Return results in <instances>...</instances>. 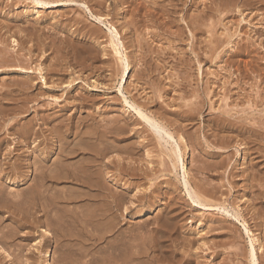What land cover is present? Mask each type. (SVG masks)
I'll return each mask as SVG.
<instances>
[{"label":"rangeland","instance_id":"obj_1","mask_svg":"<svg viewBox=\"0 0 264 264\" xmlns=\"http://www.w3.org/2000/svg\"><path fill=\"white\" fill-rule=\"evenodd\" d=\"M53 1L42 5L35 0H0V92L15 89L9 97L0 95V110L6 113L0 119V201L6 205L5 198L17 200V209L10 203V210L0 209V234L16 231L11 243L0 242V264H65L66 257V264H92L95 244L70 227L82 211L98 209L97 204L85 208L86 187L64 177L51 184L50 192L62 190L69 197L49 206L52 213L62 208L69 236L57 237L61 227L54 217L49 225L37 226L29 215L35 211L28 207L37 181L34 168L42 162L53 168L58 159L81 166L74 171L84 176L86 164H94L89 169L97 174L86 180H99L122 204L112 235L126 232L137 241L141 237L142 244L153 242L155 251L148 253L160 258L159 263L181 264L189 256L185 264H251V237L256 263L264 264V0ZM110 26L124 44L126 73L109 45ZM131 104L150 114L151 122ZM152 120L163 122L162 130L167 128L169 135L155 130ZM29 123L40 135L14 149L10 136L16 139ZM157 131L164 136L158 137ZM73 145L79 147L77 152L64 154ZM103 148L107 151L102 159L95 158ZM111 160L113 164H107ZM15 161L23 162L20 170L28 175L22 184L8 171ZM184 178L194 191L191 197ZM198 193L209 203L200 199L205 207ZM42 227L57 238L45 240ZM80 237L86 251L67 248L74 241L80 246Z\"/></svg>","mask_w":264,"mask_h":264},{"label":"bare ground","instance_id":"obj_2","mask_svg":"<svg viewBox=\"0 0 264 264\" xmlns=\"http://www.w3.org/2000/svg\"><path fill=\"white\" fill-rule=\"evenodd\" d=\"M36 2H37V4L39 3V4H42V5H48V4H50V3H54V1L52 0V2L51 1H46V0H35ZM58 1V0H57ZM68 1V0H67ZM70 1V0H69ZM151 1V0H150ZM216 1V0H215ZM228 1V0H227ZM226 1V2H227ZM234 1V0H233ZM76 2V1H75ZM172 2V1H171ZM229 2V1H228ZM241 2V1H240ZM52 3V4H53ZM56 3H58V2H56ZM131 3V2H130ZM197 3V2H196ZM219 3V2H218ZM169 4V3H168ZM254 4V3H253ZM175 5V4H174ZM216 5V4H215ZM226 5V4H225ZM176 6V5H175ZM221 6V5H220ZM224 6V5H223ZM173 7V6H172ZM177 7V6H176ZM190 7V6H189ZM212 7V6H211ZM207 8V7H206ZM226 8V7H225ZM173 9V8H172ZM218 9V8H217ZM220 9H221V7H220ZM86 10H87V6H86ZM88 10H90V9H88ZM219 10V9H218ZM99 12V11H98ZM203 12V11H202ZM91 13V12H90ZM91 15H92V17H94L98 22L99 21H101L102 22V18H101V16L100 15H93L92 13H91ZM191 16V15H190ZM198 16H199V14H198ZM202 16V15H201ZM208 17V16H207ZM105 18V17H104ZM198 18V17H197ZM205 18V17H204ZM203 18V19H204ZM195 19V18H194ZM199 19V18H198ZM198 19H197V22H198ZM201 19V18H200ZM210 19V18H209ZM177 21V20H176ZM200 21V20H199ZM206 21V20H205ZM195 22V21H194ZM127 23V22H126ZM192 23V22H191ZM199 24V23H198ZM110 25V24H109ZM206 25H208V24H206ZM198 26V25H197ZM113 27V28H112ZM110 26V27H108V29L110 30V34L111 33H113V35L111 34L110 36H111V38H110V44L109 45H111V47H112V49H113V51H114V53L116 54V55H118L119 56V61H120V65H122V70H123V73H126L127 72V70H128V65H129V62L127 61V56H126V54L122 51V48L124 47V44H122L123 42L121 41V39H119L120 37L118 36V30H116L115 28H114V26ZM200 27V26H199ZM195 28H197V27H195ZM26 31V30H25ZM28 31V30H27ZM197 31V30H196ZM8 32V31H7ZM211 33V32H210ZM19 34V33H18ZM50 35V34H49ZM123 35V34H122ZM193 35V34H192ZM211 36V35H210ZM55 39V38H54ZM59 39V38H58ZM53 41V40H52ZM226 41V40H225ZM70 42V41H69ZM129 42V41H128ZM61 44V43H60ZM57 46V45H56ZM213 47V46H212ZM200 48V47H199ZM198 48V49H199ZM91 49V48H90ZM125 49V48H124ZM211 49V48H210ZM8 50V49H7ZM200 50V49H199ZM214 50V49H213ZM246 52V51H245ZM4 53V52H3ZM73 53V52H72ZM89 54V53H88ZM193 54V53H192ZM11 55V54H10ZM55 55V54H54ZM1 56V55H0ZM56 56V55H55ZM58 56V55H57ZM90 56V55H89ZM8 57V56H7ZM23 57V56H22ZM96 57V56H95ZM55 58V57H54ZM7 59V58H6ZM3 60H5V59H3ZM211 60V59H210ZM1 61V60H0ZM18 62V61H17ZM11 63V62H10ZM22 64V63H21ZM20 64V65H21ZM7 65V64H6ZM179 65V64H178ZM198 65V64H197ZM49 66V65H48ZM59 66V65H58ZM71 66V65H70ZM49 68V67H48ZM57 68V67H56ZM61 68V67H60ZM20 69H24V68H20ZM184 69V68H183ZM25 70H27V69H25ZM51 70V69H50ZM54 69L52 68V71H53ZM192 70V69H191ZM21 71V70H20ZM24 71V70H23ZM28 71V70H27ZM52 73V72H51ZM122 73V72H121ZM122 73V74H123ZM179 73H181V71H179ZM124 75V74H123ZM126 75V74H125ZM29 77V76H28ZM27 77V78H28ZM122 77V76H121ZM25 78V77H24ZM30 78V77H29ZM42 78H44V77H42ZM20 79V78H19ZM122 79V78H121ZM50 80V79H49ZM23 81H24V79H23ZM25 82V81H24ZM29 82H30V80H29ZM204 82V81H203ZM13 83V82H12ZM28 83V82H27ZM249 84V83H248ZM14 85H16V84H14ZM30 86V85H29ZM59 86V85H58ZM31 87V86H30ZM19 88H20V86H19ZM28 88V87H27ZM4 89H6V88H4ZM21 89V88H20ZM30 89V88H29ZM13 90H15V89H13ZM12 89H6L5 91H3V92H0V95L2 96L1 98H6L7 96L9 97V95H11V94H13L14 93V91H13ZM24 90H26V89H24ZM206 90V89H205ZM13 91V92H12ZM18 91V90H17ZM28 91V90H27ZM192 91V90H191ZM258 91V90H257ZM16 93V92H15ZM26 94V93H25ZM181 94V93H180ZM193 95H195V94H193ZM206 95V94H205ZM208 95V94H207ZM218 95H219V93H218ZM21 96H23V94L21 95ZM27 95H25V97H26ZM30 96V95H29ZM15 97V96H14ZM28 97V96H27ZM78 97V96H77ZM0 98V99H1ZM22 98V97H21ZM29 98H31V97H29ZM34 98H35V95H34ZM13 99V98H12ZM16 99H18V98H16ZM22 99H24V98H22ZM21 99V100H22ZM3 100V99H2ZM10 100V99H9ZM37 100V99H36ZM125 102H128V100L126 99V97H125ZM16 101V100H15ZM32 102H33V100H32ZM1 103V102H0ZM17 103V102H16ZM20 103H22V102H20ZM211 103V102H210ZM12 104V103H11ZM27 104V103H26ZM30 104V103H29ZM134 104V103H133ZM133 104H131V107H134L135 109H136V111L138 112V114L139 115H141L140 117H143V118H145L146 119V122H151V119L152 118H150V114L147 116V115H145L146 113H142L141 111H140V109H137ZM5 105V104H4ZM10 105V104H9ZM180 105V104H179ZM27 106V105H26ZM11 107V106H10ZM9 107V108H10ZM30 108V107H29ZM34 108V107H33ZM133 108V109H134ZM212 108V107H211ZM234 108V107H233ZM17 109V108H16ZM20 109V108H19ZM25 109V108H24ZM194 109H195V107H194ZM5 110H7L8 111V109H5ZM34 110V109H33ZM217 110V109H216ZM220 110V109H219ZM22 111V110H21ZM5 112V111H4ZM3 111H1L0 110V119L1 118H3L4 116H3V113H4ZM13 112V111H12ZM20 112V111H19ZM56 112V111H55ZM232 112V111H231ZM6 113H4V115H5ZM167 114V113H166ZM55 115V114H54ZM53 115V116H54ZM196 115V114H195ZM215 115V114H214ZM262 115V114H261ZM13 116V115H12ZM39 116H40V114H39ZM52 116V117H53ZM6 117V116H5ZM47 117V116H46ZM14 118V117H13ZM40 118H42V117H40ZM154 118V117H153ZM251 118V117H250ZM5 118H3V120H4ZM111 120H112V118H111ZM110 120V121H111ZM114 120V119H113ZM159 120V119H158ZM13 121V120H12ZM114 121H116V120H114ZM152 121H154L153 123H154V126H155V130H157V129H161L162 130V128L164 127L163 126V122H161L160 123V125L158 124L159 123V121H158V123L157 122H155V120H152ZM228 121V120H227ZM250 121V120H249ZM37 122V121H36ZM43 122V121H42ZM58 122V121H57ZM108 122V121H107ZM22 123V122H21ZM31 123H32V121H31ZM99 123V122H98ZM184 123V122H183ZM15 124V123H14ZM54 124V123H53ZM63 124V123H62ZM100 124V123H99ZM114 124H116V123H114ZM151 124V123H150ZM149 124V125H150ZM7 126L8 125V123L7 124H4V126ZM37 125V124H36ZM50 125V124H49ZM104 125V124H103ZM147 125V124H146ZM151 125H153V124H151ZM234 125V124H233ZM1 126V125H0ZM21 126V125H20ZM23 126V125H22ZM58 126V125H57ZM61 126V125H60ZM251 126V125H250ZM2 127V126H1ZM8 127V126H7ZM11 128H13V129H15L16 131L18 130V128L16 129V127L15 126H10ZM51 127V126H50ZM150 127V126H149ZM153 127V126H152ZM241 127V126H240ZM260 127V126H259ZM54 128V127H53ZM100 128V127H99ZM104 128V127H103ZM122 128V127H121ZM157 128V129H156ZM236 128V127H235ZM255 128V127H254ZM257 128V127H256ZM1 129V128H0ZM4 129V128H3ZM96 129H98V128H96ZM119 129V128H118ZM151 129H153L154 130V127L153 128H151ZM164 129V128H163ZM216 129V128H215ZM226 129V128H225ZM5 130H6V128H5ZM53 130V129H52ZM59 130H60V127H59ZM161 130H158V131H160L161 132ZM166 130H167V128H166ZM166 130H162V132L163 133H166ZM187 130V129H186ZM12 131V130H11ZM38 131V129L37 128H35V127H33V126H31L30 125V123H29V125H27V126H24V127H22V128H20L19 129V131H18V137H16V139H15V136H10V138L11 139H13V143L15 144V146L13 147L14 149L16 148V149H18L17 147H19L20 145H22V144H24V143H28L27 141H29V139L32 137L33 139H34V137H36L37 136V134H39L40 135V133L41 132H37ZM39 131H41L40 129H39ZM46 131V130H45ZM129 131V130H128ZM158 131L157 132H155V133H157L156 135H158V134H160V132L158 133ZM168 131L169 130H167V133L165 134V135H169V133H170V131H169V133H168ZM80 132V131H79ZM113 132V131H112ZM181 132V131H180ZM254 132V131H253ZM54 133V132H53ZM117 133V132H116ZM245 133V132H244ZM251 133V132H250ZM258 133H259V131H258ZM57 134H58V132H57ZM99 135V134H98ZM111 135H113V134H111ZM118 135V134H117ZM160 135H162V137L164 136L163 134H160ZM160 135H158V137H160ZM167 135V136H168ZM172 135V134H171ZM171 135H170V137H171ZM43 136V135H42ZM56 136V135H55ZM154 136V135H153ZM4 137H5V135H4ZM59 137V136H58ZM63 137V136H62ZM61 137V138H62ZM161 137V138H162ZM166 137V136H165ZM174 137V136H173ZM173 137H171V138H173ZM188 137V136H187ZM249 138H250V136H248ZM9 138V139H10ZM42 138V137H41ZM43 138H45V137H43ZM64 138V137H63ZM100 138V137H99ZM161 138H157V139H159V141H162L161 140ZM180 138V137H179ZM253 137H251V141H257L256 140V137H255V139L253 138ZM165 139L166 138H164V140L163 141H165ZM174 139V138H173ZM240 139V138H239ZM35 140H38V139H35ZM40 140V139H39ZM57 140V139H56ZM63 140V139H62ZM86 140V139H85ZM249 140V141H250ZM263 140V139H262ZM0 141H1V139H0ZM6 141V140H5ZM33 141V140H32ZM58 141V140H57ZM123 141V140H122ZM64 142V141H63ZM11 143V142H10ZM40 143V142H39ZM112 143V142H111ZM252 143H255V142H252ZM258 143V142H257ZM58 144H60V143H58ZM114 144V143H113ZM1 145V144H0ZM63 145V144H62ZM248 145H249V143H248ZM12 146V145H11ZM54 146V145H53ZM85 146V145H84ZM88 146V145H87ZM178 146V145H177ZM6 147V146H5ZM9 147V146H8ZM26 147V146H25ZM58 147V146H57ZM64 147H66V146H64ZM86 147V146H85ZM109 147V146H108ZM264 147V146H263ZM10 148H12V147H9V151H7L6 149H4V150H6L7 152H9V153H11L12 152V150H10ZM22 148V147H21ZM96 148V147H95ZM94 148V149H95ZM121 148V147H120ZM251 148V147H250ZM249 148V149H250ZM60 149V148H59ZM77 149H79V147H74V145H73V147H72V149L71 150H68V151H66L65 149V152H67V153H64V154H69V153H74V152H77ZM98 149V148H97ZM255 149H257V147L255 148ZM2 150V149H1ZM34 150V149H33ZM123 150V149H122ZM171 150V149H170ZM173 150V149H172ZM15 151V150H14ZM59 151V150H58ZM100 152L99 153H97L96 155L97 156H95V158H98V157H101L100 159H102V157H103V155H105L104 153H105V151H107V150H105L104 148L102 149V150H99ZM125 151V150H124ZM258 151V150H257ZM61 152V151H60ZM93 152V151H92ZM96 152V151H95ZM98 152V151H97ZM175 152V151H174ZM174 152H173V155H174ZM264 152V151H263ZM4 154H5V151L3 152ZM108 153V152H107ZM123 153H125V152H123ZM169 153H171V152H169ZM261 153V152H260ZM8 154V153H7ZM12 154V153H11ZM59 154V153H58ZM64 154H62L63 156H64V158H65V155ZM132 154V153H131ZM148 154V153H147ZM161 154V153H160ZM254 154V153H253ZM264 154V153H263ZM34 155V154H33ZM70 155V154H69ZM122 155V154H121ZM168 155H170V156H172L171 154H168ZM176 155V154H175ZM177 155H179V154H177ZM177 155H176V160L177 159H179V158H177ZM4 156V155H3ZM68 156V155H67ZM67 156H66V158H67ZM83 156V155H82ZM108 156V155H107ZM106 156V157H107ZM110 156V155H109ZM131 156V155H130ZM151 156V155H150ZM7 157V156H6ZM9 157V156H8ZM34 157V156H33ZM73 157V156H72ZM128 157V156H127ZM252 157V156H251ZM254 157V156H253ZM0 158H1V155H0ZM18 158V157H17ZM63 158V159H64ZM171 158H173L172 160H174L175 159V157H171ZM201 158V157H200ZM37 159H39V158H37ZM47 159V158H46ZM58 159V158H57ZM62 159V158H61ZM69 159V158H68ZM81 159H83V158H81ZM88 159V158H87ZM34 160H35V158H34ZM55 160V159H54ZM131 160V159H130ZM176 160H175V162H176ZM180 160V159H179ZM198 160V159H197ZM112 161L113 160H111L109 163L107 162V164H111L112 163ZM171 161V160H170ZM9 162V161H8ZM11 162V161H10ZM35 162V161H34ZM39 162H41V161H39ZM54 162H56V161H54ZM89 162V161H88ZM105 162V161H104ZM175 162H173L174 164H175ZM1 163V162H0ZM15 164H11L12 166L10 167V169L8 170L9 171V173H12V174H15L16 176H17V178H20V179H18L16 182H19V183H23V182H26V179H27V177H28V175L27 174H24V172H22L21 170H20V166L21 165H19V163L18 164H16V161L14 162ZM23 163V162H22ZM22 163H20V164H22ZM31 163V162H30ZM45 162H42V164H40L39 166H37L38 168H34V171H36L37 173H36V175H35V178H36V182L33 184V187H32V192H31V196H30V202L28 201V203L30 204V206H28V207H30L31 209H33V210H38L39 212L37 213V214H35V211H32V213H31V211H29V213H31V214H29L28 212V214L30 215V217H32L33 219L32 220H34V222H33V224H35V225H37L38 226V224L39 225H42V226H44V225H49V219H51V217H54V219H56L57 220V222L56 223H58V225L61 227V229H60V231H58V235H57V237L59 238V236H62L63 238H64V236H66V235H68V234H70V233H66L65 234V228L67 227H65V224H64V221L62 220V217H61V215H60V213H59V209H60V211H61V207H58L57 206V210L56 211H54V213H52V211H51V205H53V206H56V204L58 203V204H60V202H62V201H64L63 199H66L67 198V196H66V198H65V195L63 194V191L61 190V191H57V189H56V191H55V193H52V192H50V189H52L53 187H51V184L53 183V182H56L57 180H59L60 178H62V177H64V179H68V178H71V180L70 181H74V182H76V183H79L82 187H86L87 188V190H88V192H86V190H85V192H83L82 193V195L84 196V199L86 200L85 201V208L87 207V205L88 206H92L93 205V207H95L96 206V204H97V206H96V209L97 210H95L94 208H93V210H95V212L92 210V216L91 217H89V215H91V213L89 214V213H87V212H84L83 213V209L81 210L82 211V216H81V214H79L80 215V217L78 218L77 216H75V217H77V218H74L73 217V221H72V224L71 225H73V226H70V227H72V228H75V229H77V231L79 232L78 233V235L80 234V233H83V235H85L87 238H89L91 241H92V245H94L95 244V250L92 252V256L94 257V258H92L93 259V261H92V264H161V263H159L160 261H159V259L155 256V255H151L150 253H148L149 252V250L150 251H155V244H152L153 242H151V243H146V242H144V243H146V245H144V243L142 244L141 242H139V241H141V240H139L138 239V241L136 240V237L137 236H135L134 234H126V232L125 231H123V232H125V233H122V232H120V233H118L117 235H112V234H114L113 232H114V229H115V226H116V222H115V217H116V215H118V210H120L121 209V203H120V199H117V197H115L113 194H111L110 193V191H109V187H106V186H104V184L102 185V184H99V180H98V183L97 182H93L92 180H91V178H89V179H87L86 180V177L85 176H89V177H92V174H93V169H89V168H91L92 166H94V164L93 163H87L86 165V167H84V168H86V169H84V172H83V174H85V176L84 175H82V173H80L79 171L76 173L74 170H76L77 169V167L75 166V164H74V166H73V164H71V162L69 163H65L64 161H62V160H59L58 159V161H57V163L55 164V163H53V164H55V168L53 167V168H51V167H48L47 165H46V163L44 164ZM106 163V162H105ZM117 163V162H116ZM173 163H171V165L173 164ZM196 163V162H195ZM113 164V163H112ZM117 164H120V162H118ZM174 164H173V166H174ZM206 164V163H205ZM38 165V164H37ZM80 165V164H79ZM195 165V164H194ZM210 165V164H209ZM25 166V165H24ZM33 166V165H32ZM82 166H83V164H82ZM164 166V165H163ZM173 166H172V168H173ZM206 166V165H205ZM1 167V166H0ZM7 167V166H6ZM23 166H21V168H22ZM81 167V166H80ZM79 167V168H80ZM175 167H176V165L174 166V169H175ZM2 168H4V167H2ZM79 168L77 169V170H79ZM108 168V167H107ZM166 168V167H165ZM171 168V169H172ZM182 168H183V174H184V177L185 176H187L185 173H186V170H185V168H184V165H182ZM199 168V167H198ZM208 168V167H207ZM28 169V168H27ZM81 169V168H80ZM202 169V168H201ZM129 170V169H128ZM7 171V170H6ZM7 171V172H8ZM24 171V170H23ZM124 171H126V170H124ZM130 171V170H129ZM5 172V171H4ZM138 172V171H137ZM29 173V172H28ZM94 173H96L97 174V172H96V170H95V172ZM101 173H102V171H101ZM130 173H131V171H130ZM5 174V173H4ZM34 175V174H33ZM62 175V176H61ZM20 176V177H19ZM34 178V179H35ZM119 178H120V176H119ZM8 179V178H7ZM15 179H16V177H15ZM187 179V178H186ZM186 179L184 178V182L182 181V183L184 184L183 186L187 189L186 191H189V188H190V191L191 190H193L190 186H189V184H188V182L186 181ZM260 179V178H259ZM105 180V179H104ZM188 180V179H187ZM252 180V179H251ZM255 180V179H254ZM60 181V180H59ZM199 181V180H198ZM102 182V181H101ZM19 183H17V184H19ZM106 183V182H105ZM201 183V182H200ZM191 184V183H190ZM54 185V184H53ZM126 185V184H125ZM258 185H259V182H258ZM263 185V184H262ZM29 187H31V186H29ZM189 187V188H188ZM262 187V186H261ZM97 188H100V190L98 191L97 190ZM112 188V187H111ZM208 188V187H207ZM31 190V189H30ZM95 190H97L98 192L97 193H90L89 191H95ZM113 190V189H112ZM119 191V190H118ZM26 192H28V191H26ZM0 193H1V191H0ZM189 193V195H190V193H192V191L191 192H188ZM193 193H194V191H193ZM193 193H192V195H193ZM213 193V192H212ZM262 193V192H261ZM11 194V193H10ZM9 194V195H10ZM137 194V193H136ZM197 194V193H196ZM195 194V195H196ZM152 195V194H151ZM198 195H199V193H198ZM254 195V194H253ZM18 196H20V195H16L15 196V198L17 197L18 199L19 198H22L21 196L20 197H18ZM200 196V195H199ZM3 197V196H2ZM28 197V196H27ZM190 197H191V195H190ZM196 197V196H195ZM260 197V196H259ZM1 198V197H0ZM4 198V197H3ZM14 198V197H13ZM12 198V199H13ZM24 198V197H23ZM157 198V197H156ZM197 198V197H196ZM195 198V199H196ZM252 198V197H251ZM2 199V198H1ZM0 199V200H1ZM5 199H6V201H5ZM4 199V201L5 202H7V204L8 203H10V205H17V200H12L11 198H5ZM8 199V200H7ZM67 199H69V197L67 198ZM194 199V200H195ZM198 199V198H197ZM196 199V200H197ZM200 199H202V197L200 196V198H199V201H200ZM205 198L203 197V201L204 202H206L205 200H204ZM193 200V201H194ZM201 200V201H202ZM254 200V199H253ZM11 201V202H10ZM66 201V200H65ZM201 201H200V203H201ZM202 201V202H203ZM0 202H2V201H0ZM24 202H25V200H24ZM97 202V203H96ZM100 202V203H99ZM197 202H198V200H197ZM4 202H2V204H3ZM20 203V202H19ZM22 203H23V201H22ZM208 202H206V204H207ZM213 203V202H212ZM251 203V202H250ZM0 205V209L1 208H3V207H5L6 209H8V210H10L9 208L11 207L10 205H5V204H3V205ZM24 204V203H23ZM28 204V205H29ZM83 204V203H82ZM202 204V206H204L205 207V205H203V203H201ZM205 204V203H204ZM209 204V203H208ZM77 205V204H76ZM15 206H13L14 207V209L17 207H15ZM50 206V207H49ZM84 206V205H83ZM210 206V205H209ZM25 207H26V205H25ZM33 207V208H32ZM82 207V206H81ZM81 207H79L80 209H81ZM123 207V206H122ZM211 207V206H210ZM215 207V206H214ZM220 207V206H219ZM219 207H216V208H218L219 209ZM53 208V207H52ZM82 208H84V207H82ZM223 208V207H222ZM263 208V207H262ZM17 209V208H16ZM19 209H20V207H19ZM125 209H126V207H125ZM124 209V210H125ZM150 209V208H149ZM149 209H145V213H149ZM221 209V208H220ZM226 209V207L224 208V209H222L223 211H226L227 212V209ZM29 210V209H28ZM86 210V209H85ZM88 210H90V209H88ZM127 210V209H126ZM139 210V209H138ZM24 211H26V210H24ZM91 211V210H90ZM97 211H98V213H97ZM100 211V212H99ZM236 211V210H235ZM23 212V211H22ZM140 212H141V209H140ZM4 213V212H3ZM10 213H12V212H10ZM24 213V212H23ZM26 213V212H25ZM64 213V212H63ZM142 213V214H141ZM140 214L141 215H143V212H141ZM144 213V214H145ZM228 213V212H227ZM237 213V212H236ZM256 213V212H255ZM259 213V212H258ZM28 214H25V215H28ZM74 214V213H73ZM87 214H89V215H87ZM73 216V215H72ZM232 216V215H231ZM236 216V215H235ZM6 217L7 218H9V215H6ZM142 217V216H141ZM259 217V216H258ZM69 218V217H68ZM241 218V217H240ZM264 218V217H263ZM20 219V218H19ZM22 219V218H21ZM71 219V218H70ZM238 219V218H237ZM55 220V221H56ZM261 220H262V218H261ZM264 220V219H263ZM4 221V220H3ZM28 220L26 219V218H24V222H27ZM31 221V220H30ZM67 221H68V219H67ZM66 220H65V222H67ZM0 222H1V219H0ZM31 222V223H32ZM69 222H71V221H69ZM2 223V222H1ZM1 223H0V227H2L1 226ZM30 223V222H29ZM52 223V222H51ZM68 223V222H67ZM172 223V222H171ZM70 224V223H69ZM155 224V223H154ZM157 224V223H156ZM159 224V223H158ZM161 224V223H160ZM8 225V224H7ZM63 225H64V227H63ZM66 225H68V224H66ZM143 225V224H142ZM176 225V224H175ZM23 226V225H22ZM56 226V225H55ZM156 226V225H155ZM168 226V225H167ZM5 227V226H4ZM3 227V228H4ZM14 227V226H13ZM36 227V226H35ZM58 227V226H57ZM56 227V228H57ZM62 227H63V229H62ZM69 227V228H70ZM140 227V226H139ZM142 227V226H141ZM144 227V226H143ZM142 227V228H143ZM157 227V226H156ZM223 227V226H222ZM245 227V226H244ZM68 228V227H67ZM66 228V229H67ZM117 228V227H116ZM137 228V227H136ZM146 228V227H145ZM144 228V229H145ZM155 228V227H154ZM159 228V227H158ZM15 229V228H14ZM135 229V228H134ZM143 229V230H144ZM165 229V228H164ZM169 229V228H168ZM171 229V228H170ZM1 230V229H0ZM17 230V229H16ZM74 230V229H73ZM124 230V229H123ZM142 230V229H141ZM142 230V231H143ZM146 230V229H145ZM159 230H160V228H159ZM245 230L247 231V233L249 232V230L245 227ZM10 231V230H9ZM8 231V232H9ZM12 231V230H11ZM14 231V230H13ZM42 231H43V237H45V240H48V239H50V238H53L55 235L52 233V231H50V230H48L46 227L45 228H43L42 227ZM70 231H72L71 230V228H70ZM77 231H76V233H77ZM137 231V230H136ZM155 231V230H154ZM153 231V232H154ZM158 231V230H157ZM14 232H16V231H14ZM13 232V233H14ZM106 232H108V234L106 233ZM118 232V231H117ZM134 232V231H133ZM139 232V231H138ZM145 232V231H144ZM150 232V231H149ZM4 234H0V242H2V243H8V242H10L11 240H9V238L10 239H13V237H14V235H13V233H12V235H11V233H10V235H8L7 233H5V232H3ZM128 233V232H127ZM134 233H136V232H134ZM140 233V232H139ZM142 233V232H141ZM75 234V233H74ZM73 234V235H74ZM111 234V235H110ZM150 234V233H149ZM170 234V233H169ZM249 234V233H248ZM16 235V234H15ZM77 234H76V236H78ZM82 235V234H81ZM80 235V236H81ZM142 235V234H141ZM69 236V235H68ZM70 236H72V235H70ZM145 236V235H144ZM143 236V237H144ZM146 236H148L149 237V235H146ZM152 236V235H151ZM157 236V235H156ZM171 236V235H170ZM197 236V235H196ZM263 236V235H262ZM57 237H54L55 239L57 238ZM78 237H76V239H77ZM138 238V237H137ZM183 238V237H182ZM229 238V237H228ZM235 238V237H234ZM26 239H27V237H26ZM54 239V240H55ZM72 239V238H71ZM146 239V238H145ZM151 238L149 237V240H150ZM157 239H158V237H157ZM160 239V238H159ZM17 240V239H16ZM59 240V239H58ZM60 240H62V239H60ZM60 240H59V242H60ZM135 240H136V242H135ZM147 240H148V238H147ZM80 241H82V244L80 245V246H78V243H77V245H76V243H71V244H66L68 247V249H71V248H73V247H75L76 246V248L77 249H75L76 251L77 250H81L83 247V245H85V243H83V242H85V240L83 241V240H81V237H80V240H79V242ZM151 241V240H150ZM58 242V241H57ZM87 242H88V240H87ZM143 242V241H142ZM210 242V241H209ZM11 243V242H10ZM15 243V242H14ZM66 243V242H65ZM81 243V242H80ZM140 243V244H139ZM156 243H157V241H156ZM205 243V242H204ZM238 243V242H237ZM9 244V243H8ZM7 244V245H8ZM16 244V243H15ZM193 244V243H192ZM65 245V244H64ZM141 245H143V246H141ZM2 246V245H1ZM160 246V245H159ZM9 247V246H8ZM12 247V246H11ZM21 247V246H20ZM24 247V246H23ZM22 247V248H23ZM61 247V246H60ZM88 247V246H87ZM161 247V246H160ZM199 247V246H198ZM201 247V246H200ZM18 248V247H17ZM65 248V247H64ZM86 248V247H85ZM89 248H90V246H89ZM157 248V247H156ZM3 249V248H2ZM160 249V248H159ZM200 249V248H199ZM215 249V248H214ZM219 249V248H218ZM261 249V248H260ZM83 250H85L84 248H83ZM87 250V249H86ZM85 250V251H86ZM162 250V249H161ZM203 250V249H202ZM240 250V249H239ZM5 251V250H4ZM3 251V252H4ZM7 251V250H6ZM64 251V250H63ZM67 251V250H66ZM164 251V250H163ZM82 252L84 253V251H81V253L80 254H82ZM194 252V251H193ZM235 252V251H234ZM63 253V252H62ZM61 253V254H62ZM65 253V252H64ZM67 253V252H66ZM68 253L70 254V252L68 251ZM248 253V252H247ZM7 253H5V255H6ZM72 254V253H71ZM85 254V253H84ZM91 254V253H90ZM197 254V253H196ZM199 254V253H198ZM11 255H12V253H11ZM10 255V257H9V259H11V257L12 256H14V255H12L11 256ZM188 255V254H187ZM219 255V254H218ZM8 256H9V253H8ZM76 256V255H75ZM157 256H159V255H157ZM249 256L251 257L250 258V260H251V264H258V263H256V255H255V248H254V245H253V239L250 237V250H249ZM86 257V256H85ZM161 257V256H160ZM187 257H189V256H187ZM187 257H186V259L181 263V264H185V263H189V260L187 259ZM195 257V256H194ZM202 257V256H201ZM228 257V256H227ZM236 257V256H235ZM7 258V257H6ZM68 257H66V258H62V259H65L66 261H64V263L66 264V263H69V261H67V260H69V259H67ZM73 257H71V259H72ZM222 258H225V257H222ZM8 259V260H9ZM14 259H15V257H14ZM17 259H18V257H17ZM27 259V258H26ZM74 259V258H73ZM81 259V258H80ZM85 259V258H84ZM172 259V258H171ZM194 259H196V258H194ZM6 260V259H5ZM60 260V259H59ZM162 260V259H161ZM166 260V259H165ZM164 260V261H165ZM179 260V259H178ZM205 260V259H204ZM203 260V261H204ZM220 260V259H219ZM224 260V259H223ZM9 261H11V260H9ZM15 261V260H14ZM13 261V262H14ZM80 261V260H79ZM172 261V260H171ZM197 261H198V259H197ZM19 261H17V263H18ZM63 262V261H62ZM74 262V261H73ZM77 262V261H76ZM161 262H163V261H161ZM169 263L168 264H171L170 263V261H168ZM250 262V261H249ZM57 263H58V261H57ZM61 263V262H60ZM72 263V262H71ZM240 263V262H239ZM11 264H15V263H11ZM73 264V263H72ZM163 264V263H162ZM223 264V263H222ZM238 264V263H237ZM250 264V263H249Z\"/></svg>","mask_w":264,"mask_h":264}]
</instances>
